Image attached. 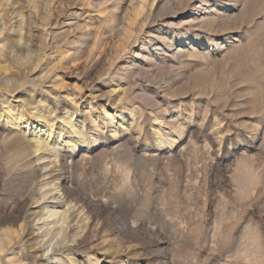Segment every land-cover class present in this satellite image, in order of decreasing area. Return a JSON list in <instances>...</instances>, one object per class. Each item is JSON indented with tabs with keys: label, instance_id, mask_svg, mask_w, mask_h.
<instances>
[{
	"label": "rangeland",
	"instance_id": "rangeland-1",
	"mask_svg": "<svg viewBox=\"0 0 264 264\" xmlns=\"http://www.w3.org/2000/svg\"><path fill=\"white\" fill-rule=\"evenodd\" d=\"M0 40V264H264V0H0Z\"/></svg>",
	"mask_w": 264,
	"mask_h": 264
},
{
	"label": "bare ground",
	"instance_id": "bare-ground-1",
	"mask_svg": "<svg viewBox=\"0 0 264 264\" xmlns=\"http://www.w3.org/2000/svg\"><path fill=\"white\" fill-rule=\"evenodd\" d=\"M204 15H206L205 13V10L201 12V14L199 15V17H203ZM197 18V17H196ZM203 18H207V17H203ZM209 18V17H208ZM198 19V18H197ZM225 19V18H224ZM206 21V20H205ZM200 22V21H199ZM218 23V22H217ZM220 25V24H219ZM203 26V25H202ZM218 29V28H216ZM218 32V31H217ZM1 41V40H0ZM195 40H190L189 44L193 43ZM16 43V42H15ZM188 44V45H189ZM2 49V46L0 45V50ZM6 52H7V49H6ZM4 53V52H3ZM4 58V57H3ZM15 82V81H14ZM54 102V101H53ZM8 109V108H7ZM7 113V112H6ZM11 115V114H10ZM68 117V116H67ZM12 118V117H11ZM14 119H12V123L13 125L15 126H20V128L22 129V131H25V132H33L34 134V139L36 138V141L38 142L37 143V146L36 148L37 149H41L40 146L41 145H44L45 147L48 146V142L45 143V140L44 141H40L41 139V136H45L46 138L48 139H51L52 141L58 143V141L60 140V136L59 135H55L54 133L50 132L49 129H46V126H43V125H39V124H32L28 121H24L22 120L20 117V115H18L17 117H13ZM67 121V119H66ZM68 123V122H67ZM76 130V129H75ZM43 140V139H42ZM48 141V140H47ZM54 144V143H53ZM46 158V157H45ZM50 186V185H49ZM49 188V187H48ZM53 188V187H52ZM55 190V189H54ZM58 191V190H57ZM54 199V198H53ZM40 201V200H39ZM57 201V200H55ZM60 202V201H59ZM55 203V202H54ZM61 203V202H60ZM74 206V205H73ZM69 209H66V211L63 210V212L59 213V211H56L55 209H51V210H48L46 211V215L48 216V218H53V219H58L62 222L63 227L62 226V229L63 228H66V230L68 229V224H70V228H72L71 226V223L74 221L73 217L71 216L72 214H69L68 212ZM79 211V210H78ZM71 213V212H70ZM77 214V213H76ZM81 214V213H80ZM60 215V216H59ZM81 216V215H80ZM42 217H44V215H42ZM46 217V216H45ZM78 217V216H77ZM43 222V221H42ZM54 222V221H53ZM76 222V221H75ZM46 224V223H45ZM79 224V223H78ZM83 226V225H82ZM65 232V231H64ZM67 233V231H66ZM57 245V244H56ZM52 251V250H51ZM45 252H48V250H46Z\"/></svg>",
	"mask_w": 264,
	"mask_h": 264
}]
</instances>
